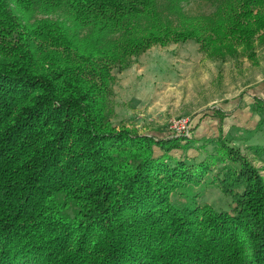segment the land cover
<instances>
[{
    "label": "trees",
    "instance_id": "obj_1",
    "mask_svg": "<svg viewBox=\"0 0 264 264\" xmlns=\"http://www.w3.org/2000/svg\"><path fill=\"white\" fill-rule=\"evenodd\" d=\"M182 1L0 0V264H264V177L238 148L176 156L187 135L112 121L114 68L188 40L224 57L264 30V0ZM216 164L230 212L192 189Z\"/></svg>",
    "mask_w": 264,
    "mask_h": 264
},
{
    "label": "rangeland",
    "instance_id": "obj_2",
    "mask_svg": "<svg viewBox=\"0 0 264 264\" xmlns=\"http://www.w3.org/2000/svg\"><path fill=\"white\" fill-rule=\"evenodd\" d=\"M181 4L190 14L215 8L213 0ZM112 73L114 124L165 136L173 133V121L185 119L190 142L186 149L173 150L176 156L204 158L215 152L214 140L221 136L264 177V30L250 49L236 45L224 57L209 55L194 40L153 45ZM218 109L226 116L216 115ZM221 165H213L192 189L198 203L230 212L231 199L214 179Z\"/></svg>",
    "mask_w": 264,
    "mask_h": 264
},
{
    "label": "built area",
    "instance_id": "obj_3",
    "mask_svg": "<svg viewBox=\"0 0 264 264\" xmlns=\"http://www.w3.org/2000/svg\"><path fill=\"white\" fill-rule=\"evenodd\" d=\"M170 128L175 134H184V132L187 130V121L185 119L173 121Z\"/></svg>",
    "mask_w": 264,
    "mask_h": 264
},
{
    "label": "crops",
    "instance_id": "obj_4",
    "mask_svg": "<svg viewBox=\"0 0 264 264\" xmlns=\"http://www.w3.org/2000/svg\"><path fill=\"white\" fill-rule=\"evenodd\" d=\"M222 112V113H221ZM220 113V114H219ZM216 115L219 114L220 115H225L226 116V111L225 110H221V109H218V112L215 113Z\"/></svg>",
    "mask_w": 264,
    "mask_h": 264
}]
</instances>
